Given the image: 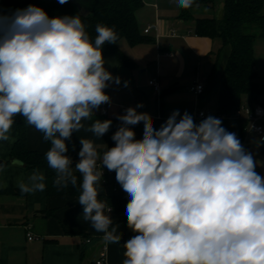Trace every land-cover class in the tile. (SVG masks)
Wrapping results in <instances>:
<instances>
[{
  "label": "clouds",
  "instance_id": "clouds-1",
  "mask_svg": "<svg viewBox=\"0 0 264 264\" xmlns=\"http://www.w3.org/2000/svg\"><path fill=\"white\" fill-rule=\"evenodd\" d=\"M176 2L188 9L194 0ZM95 32L93 42L80 14L50 17L35 4L0 15V141L11 139L14 118L22 116L50 142L45 155L58 188L77 186L66 141L81 129L102 137L112 125L82 123L111 102L105 89L120 84L103 56L118 35L102 24ZM141 107L117 116L114 146L102 155L80 138L74 167L82 176L77 202L84 221L106 242L121 241L112 208L98 199L107 169L128 196L124 214L133 235L124 242L122 264H264V176L253 154L219 118L196 123L175 110L157 127L149 113L137 112ZM141 122L137 139L133 126ZM29 179L18 184L22 194L45 190L43 175Z\"/></svg>",
  "mask_w": 264,
  "mask_h": 264
},
{
  "label": "crops",
  "instance_id": "crops-1",
  "mask_svg": "<svg viewBox=\"0 0 264 264\" xmlns=\"http://www.w3.org/2000/svg\"><path fill=\"white\" fill-rule=\"evenodd\" d=\"M144 5L137 10L136 17L144 42L131 45L121 39L118 46L132 65L121 63L115 54L104 56L105 68L120 84L111 83L105 92L111 102L101 105L90 120L82 123L89 128L95 120H111L109 131L102 137L81 129L66 141L74 166L82 145L80 138L94 142L102 155L111 137L118 129V115L121 106L143 107L137 112H146L159 127L173 111L192 115L197 110H205L209 115L222 120V126L235 132L245 150L252 153L257 163L256 171L264 176V142L255 132L247 131L245 118L218 117V95L226 63L231 48L222 45L220 38L200 36L195 30V19L203 17L222 18L225 0H194L188 8L190 17L183 18V11L176 0H143ZM0 5L11 13L26 8L25 0H0ZM201 5L209 10L199 11ZM207 14V15H201ZM149 32H145L148 26ZM255 67L261 82H264V34L254 41ZM156 79L160 92L154 91L149 81ZM127 82V87H125ZM196 82L204 84L201 94L190 90ZM264 101V95L262 96ZM248 103L245 97L242 104ZM106 107L107 113L102 109ZM136 138H142L143 123L133 126ZM10 140L0 141V263L1 264H96L100 252L106 244L107 259L104 264H122L124 242L133 235L127 227L124 213L112 209L113 225L122 234L119 243H108L103 233L96 232L82 216L79 195L53 194L44 191L22 194L18 184H31L33 173L43 175V171L29 169L12 157L14 144L18 139L15 124L10 130ZM27 147L46 153L51 144L43 139V134L34 127L27 130ZM100 162V161H98ZM76 171L75 167L72 170ZM45 185L46 178L43 181ZM98 199L107 202L112 192L111 186L100 183ZM108 207L111 208L110 205ZM27 224L31 225L35 239L28 240ZM90 239V242L87 240Z\"/></svg>",
  "mask_w": 264,
  "mask_h": 264
},
{
  "label": "trees",
  "instance_id": "trees-1",
  "mask_svg": "<svg viewBox=\"0 0 264 264\" xmlns=\"http://www.w3.org/2000/svg\"><path fill=\"white\" fill-rule=\"evenodd\" d=\"M76 1L85 9L86 14L80 13L78 7L70 0L63 5L59 4L58 0H25L26 7L35 4L42 7L50 17L80 14L82 23L93 42L97 35L95 32L97 24L113 28L118 35L117 43L105 44L103 56L115 54L121 63L132 65L133 62L124 55L118 42L126 39L131 45H136L147 39L141 33L136 17V12L144 5V1ZM11 14L7 8L0 5V15ZM182 17L186 19L190 17L188 9L183 11ZM195 30L200 36L220 38L223 46L229 45L231 48L220 85L218 112L234 111L240 107L245 97L252 106L263 101L264 82L260 81L255 67L254 41L264 34V0H225L223 17L196 18ZM14 119L18 139L14 144L12 157L29 169L44 172L48 195H79V184L82 182L80 173L77 171L73 173L77 177L76 187L69 184L67 188H58L54 184L56 172L48 166L46 153L27 147V130L30 125L22 116L18 115ZM112 146L114 142L111 139L108 147ZM111 182L117 184L118 188L117 191L108 194V205L117 212L125 213L128 196L116 181L115 172Z\"/></svg>",
  "mask_w": 264,
  "mask_h": 264
},
{
  "label": "built area",
  "instance_id": "built-area-1",
  "mask_svg": "<svg viewBox=\"0 0 264 264\" xmlns=\"http://www.w3.org/2000/svg\"><path fill=\"white\" fill-rule=\"evenodd\" d=\"M151 26L149 25L145 32H149ZM149 84L153 86L154 91L159 93L160 86L156 79H152L149 81ZM190 90L195 92L196 94H201L204 90V84L200 82H196L190 86ZM128 107L121 106V115L126 114V109ZM103 113H107L106 107L102 109ZM208 116L205 110H197L192 114L194 121L199 123L201 120L205 119ZM220 118H245L248 121L247 131L255 132L260 137V140L264 142V101H260L254 106L244 103L241 104L240 107L236 108L232 112H222L218 114ZM121 121L119 122L118 127L120 126ZM79 160V156L76 157L75 163ZM98 167H100V162H97ZM114 172H110L107 169H104V177L101 180V183L104 185H110L112 187V191H117V184H112L111 180L113 178ZM31 225L27 224V237L28 240H34L35 236L31 231ZM90 242V239L87 240ZM107 249L108 246L105 244L100 252L99 259L96 261V264H104L107 259Z\"/></svg>",
  "mask_w": 264,
  "mask_h": 264
},
{
  "label": "water",
  "instance_id": "water-1",
  "mask_svg": "<svg viewBox=\"0 0 264 264\" xmlns=\"http://www.w3.org/2000/svg\"><path fill=\"white\" fill-rule=\"evenodd\" d=\"M70 1L78 7L80 13L86 14L85 9L76 0H70ZM17 162H18V160H17Z\"/></svg>",
  "mask_w": 264,
  "mask_h": 264
},
{
  "label": "rangeland",
  "instance_id": "rangeland-1",
  "mask_svg": "<svg viewBox=\"0 0 264 264\" xmlns=\"http://www.w3.org/2000/svg\"><path fill=\"white\" fill-rule=\"evenodd\" d=\"M199 8H200V9H198L199 11H202V10H204V11L205 10L211 11L212 10V9L208 8L206 5H201ZM201 15H207V14H201ZM106 186H108V185H106Z\"/></svg>",
  "mask_w": 264,
  "mask_h": 264
}]
</instances>
